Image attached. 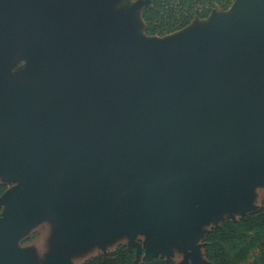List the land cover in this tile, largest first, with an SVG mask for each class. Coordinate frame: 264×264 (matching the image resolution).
I'll list each match as a JSON object with an SVG mask.
<instances>
[{"label":"water","instance_id":"water-1","mask_svg":"<svg viewBox=\"0 0 264 264\" xmlns=\"http://www.w3.org/2000/svg\"><path fill=\"white\" fill-rule=\"evenodd\" d=\"M93 1L0 0V63L17 48L33 55L0 71V169L27 179L0 222V264H23L16 239L46 210L67 215L74 233L86 223L101 204L102 159L116 160L122 183V236L167 245L177 232L194 241V220L216 213L206 186L231 193L218 161L246 173L264 165V0H235L214 43L163 49L117 41L122 20L97 26L83 13ZM67 171L84 208L60 187Z\"/></svg>","mask_w":264,"mask_h":264},{"label":"rangeland","instance_id":"rangeland-1","mask_svg":"<svg viewBox=\"0 0 264 264\" xmlns=\"http://www.w3.org/2000/svg\"><path fill=\"white\" fill-rule=\"evenodd\" d=\"M141 7V1L137 0H95L83 13L97 26H106L121 19V33L116 36L117 41L137 47H155L152 49L192 42H200L202 46L208 42L214 43L219 30L231 22L229 8L226 12L210 14L205 22L200 25L194 23L190 29L183 32L151 36L145 33ZM32 58L30 49L17 48L10 60L0 63V71L8 73L7 75L17 73ZM1 153L0 151V156ZM101 162L102 165L95 172L98 179L96 191L101 196V204L87 214L86 223L77 228L76 233L67 215L49 210L26 222L15 244V252L23 264H84L91 258L107 254L118 245H125L128 250H134L133 264H145L156 258L170 264H217L216 260L210 259L206 253L210 232L226 221L238 223L243 217L264 211V165L256 166L251 172H238L236 166L239 161L225 158L218 161L216 168L221 181L232 191L224 193L220 198L215 185L209 184L210 186L205 187V197L202 201L205 205L202 204L216 213L206 212L201 218L194 220L190 229L195 236L194 241L178 232L174 233V238L168 245L161 241L152 243L142 234H135L128 239L126 235L122 236L123 225L118 218L122 183L116 177V160L115 166L107 159H102ZM66 175L69 176V171L62 172L61 177H58L60 187L65 188L72 203L82 202L84 208L80 179L76 175L70 176L71 178ZM26 182V178L16 175L13 165L0 169V222L9 215L14 203L13 195ZM245 192L248 193L241 200V194ZM263 223L261 222L260 226L261 232L256 234L258 243L255 246L252 244L238 254L241 245L234 242L225 245L228 254L223 264H263L259 263V250L264 249ZM150 232V229L146 230V236ZM253 234L255 233L248 232L247 236L251 237ZM90 238L92 240H87Z\"/></svg>","mask_w":264,"mask_h":264},{"label":"trees","instance_id":"trees-1","mask_svg":"<svg viewBox=\"0 0 264 264\" xmlns=\"http://www.w3.org/2000/svg\"><path fill=\"white\" fill-rule=\"evenodd\" d=\"M137 1L142 3L141 18L145 24V33L151 36H166L183 30L195 22L208 19L210 14L227 11L235 2V0ZM261 222H264V211L262 210L243 217L238 223L230 221L222 223L218 229L210 232L206 247L207 256L216 260L217 264H223L228 254L225 246L228 242L241 245L238 254L247 250L252 244L255 246L258 243L256 234L258 235L262 230ZM248 232L255 234L249 237ZM259 251V263L264 264V249ZM133 259L134 250H128L125 245H118L107 254L91 258L84 264H133ZM145 264L170 263L156 258Z\"/></svg>","mask_w":264,"mask_h":264}]
</instances>
